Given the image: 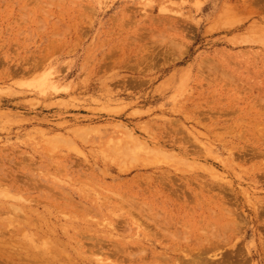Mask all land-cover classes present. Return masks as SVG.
<instances>
[{"label":"rangeland","instance_id":"rangeland-1","mask_svg":"<svg viewBox=\"0 0 264 264\" xmlns=\"http://www.w3.org/2000/svg\"><path fill=\"white\" fill-rule=\"evenodd\" d=\"M0 239L264 264V0H0Z\"/></svg>","mask_w":264,"mask_h":264},{"label":"bare ground","instance_id":"bare-ground-1","mask_svg":"<svg viewBox=\"0 0 264 264\" xmlns=\"http://www.w3.org/2000/svg\"><path fill=\"white\" fill-rule=\"evenodd\" d=\"M126 154V153H125ZM125 154H124V156H125ZM255 154H257V153H255ZM126 157V156H125ZM122 163V162H121ZM143 164V163H142ZM121 168V167H120ZM258 169H259V167H258ZM13 174V173H12ZM10 176V175H9ZM170 176V175H169ZM220 177H221V175H220ZM3 179V178H2ZM222 179V178H221ZM225 179V178H224ZM5 180V179H4ZM222 181V180H221ZM229 182V181H228ZM225 183V182H224ZM232 183V182H231ZM218 184V183H217ZM209 185V184H208ZM219 185V184H218ZM226 185V184H225ZM220 186H221V184H220ZM217 187H219V186H217ZM222 188V187H221ZM230 189V188H229ZM233 190V189H232ZM162 192V191H161ZM175 192H177V191H175ZM244 192V191H243ZM167 193V192H166ZM200 193V192H199ZM156 195V194H155ZM122 196V195H121ZM239 196V195H238ZM246 197V196H245ZM241 199V198H240ZM248 199V198H247ZM230 200V199H229ZM72 201V200H71ZM178 201V200H177ZM233 201V200H232ZM232 203V202H231ZM234 203V202H233ZM228 204H230V203H228ZM238 205V204H237ZM79 206V205H78ZM237 207V206H236ZM233 208V207H232ZM240 209V208H239ZM138 210V209H137ZM141 211H143V210H141ZM32 212V211H31ZM131 212V211H130ZM140 212V211H139ZM232 212V211H231ZM236 212V211H235ZM234 212V213H235ZM142 214H143V212H142ZM156 214V213H155ZM236 214V213H235ZM144 215V214H143ZM160 215V214H159ZM224 215V214H223ZM119 216V215H118ZM129 216V215H128ZM237 216H239V215H237ZM135 217V216H134ZM108 219V218H107ZM263 219V218H262ZM146 221V220H145ZM168 221V220H167ZM141 222V221H140ZM164 222V221H163ZM107 226H108V224H107ZM125 226V225H124ZM66 228V227H65ZM110 228V227H109ZM112 228H114V227H111L110 229H112ZM116 228V227H115ZM59 229V228H58ZM88 229V228H87ZM81 230V229H80ZM112 230H114V229H112ZM2 231V230H1ZM52 231V230H51ZM96 232V231H95ZM120 232V231H119ZM124 232V231H123ZM111 233H112V231H111ZM152 233V232H151ZM110 234V233H109ZM161 234V233H160ZM111 235V234H110ZM88 236V235H87ZM108 237H109V235H107ZM113 236V235H112ZM73 237V236H72ZM121 237V236H120ZM63 239V238H62ZM78 239V238H77ZM98 239V238H97ZM111 239V238H110ZM1 240V239H0ZM4 240V239H3ZM101 240V239H100ZM109 240V239H108ZM108 240L107 241H102L101 240V243L99 244V245H97L96 244V246L97 247H99V249L100 248H103L104 247V242H108ZM15 241V240H14ZM80 241V240H79ZM6 242V241H5ZM8 242V241H7ZM13 242V241H12ZM34 242V241H33ZM100 242V241H99ZM110 242V241H109ZM108 242V243H109ZM112 242H114L113 243V247H112V250L110 251L109 250V248H108V250L111 252V255L112 254H115L116 255V257H120L121 259H122V257L121 256H123V258H126V259H128L129 258V261L132 259L131 257V253H132V255L135 253V252H131V251H133V250H129V247H128V242H126V241H119V240H116V241H112ZM64 243V242H63ZM143 244V243H142ZM2 245H3V241H2ZM20 245V244H19ZM30 245V244H29ZM54 245V244H53ZM105 245H107V244H105ZM132 245V244H131ZM7 246V245H6ZM31 246V245H30ZM37 246V245H36ZM138 246V245H137ZM12 247V246H11ZM38 247V246H37ZM1 248V247H0ZM18 248V247H17ZM75 248V247H74ZM136 249V248H135ZM138 249H140V248H138ZM146 249V248H145ZM33 250V249H32ZM63 250V249H62ZM92 250H93V248H92ZM140 250H144V249H140ZM156 250V249H155ZM5 251V250H4ZM13 251V250H12ZM56 251V250H55ZM146 251V250H145ZM2 252H3V250H2ZM6 252V251H5ZM9 252V251H8ZM15 252V251H14ZM38 252V251H37ZM44 252H45V250H44ZM104 252V251H103ZM112 252H114V253H112ZM139 252V251H138ZM138 252H136L135 254H137ZM142 252H144V251H142ZM142 252H139V253H142ZM4 253V252H3ZM11 252H9V254H10ZM42 253V252H41ZM65 253H67V252H65ZM82 253V252H81ZM21 254V253H20ZM54 254V253H53ZM55 254H58V253H55ZM80 254V253H79ZM78 254V255H79ZM134 254V255H135ZM143 254V253H142ZM19 255V254H18ZM83 255V254H82ZM109 255V257L111 258V255L110 254H108ZM133 255V256H134ZM13 256V255H12ZM30 256V255H29ZM35 256V255H34ZM77 256V255H76ZM84 256V255H83ZM87 256V255H86ZM99 256V255H98ZM114 255H112V257H113ZM139 256V255H138ZM143 256V255H142ZM49 257H51V256H49ZM53 257V256H52ZM94 257V256H93ZM109 257H107V258H105V257H102V256H99V257H97L96 256V258H95V262H91L92 260H93V258L91 257V258H87V257H83V259L85 260L86 259V262H87V264L88 263H91V264H112L111 263V260L110 261H105L106 259H109ZM136 257V256H135ZM144 257V256H143ZM178 257V256H177ZM197 257V256H196ZM9 258V257H8ZM68 258H70L69 256L67 257V259ZM74 258V257H73ZM119 258V259H120ZM138 258V257H137ZM140 258V257H139ZM161 258V257H160ZM10 259V258H9ZM26 259V258H25ZM30 259V258H29ZM57 259V258H56ZM70 259H72V256H71V258ZM82 259V258H81ZM121 259H120V261H121ZM125 259V260H126ZM142 259V258H141ZM189 259V258H188ZM196 258H194V260H195ZM1 260V259H0ZM11 260V259H10ZM9 260V261H10ZM64 260V259H63ZM76 260H77V262H78V259H76V257L74 258V260H73V262L75 261L76 262ZM116 260V259H115ZM5 261V260H4ZM8 261V262H9ZM28 261V260H27ZM27 261H26V263H27ZM33 261H34V258H33ZM38 261V260H37ZM40 261V260H39ZM67 261V260H66ZM72 261V260H71ZM71 261H69V262H71ZM82 262H83V260H81ZM114 260H112V262H113ZM119 260L117 259V262H118ZM119 261V262H120ZM123 261V260H122ZM132 261V260H131ZM141 261H143V260H141ZM179 261V260H178ZM184 261V260H183ZM31 263H32V261H30ZM76 262V263H77ZM116 261H114V264H116L117 263ZM145 262V261H144ZM177 262V261H176ZM195 262V261H194ZM193 262V263H194ZM211 261H209V263H210ZM34 263V262H33ZM121 263V262H120ZM129 263V262H128ZM167 263V262H166ZM179 263H181V262H179ZM39 264V263H38ZM46 264V263H45ZM74 264V263H73ZM78 264H80V261H79V263ZM83 264V263H82ZM118 264V263H117ZM123 264V263H122ZM126 264V263H125ZM141 264H143V263H141ZM173 264V263H172ZM183 264V263H182Z\"/></svg>","mask_w":264,"mask_h":264}]
</instances>
